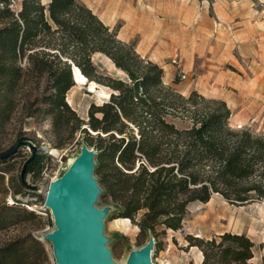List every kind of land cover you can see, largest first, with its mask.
<instances>
[{"label":"trees","instance_id":"16d2710c","mask_svg":"<svg viewBox=\"0 0 264 264\" xmlns=\"http://www.w3.org/2000/svg\"><path fill=\"white\" fill-rule=\"evenodd\" d=\"M98 53L127 79L104 74L93 60ZM74 66L111 90L102 104L90 105L88 120L67 98L76 85ZM164 77L163 66L81 0H0V131L19 111L48 115L55 148H94L103 197L116 217L138 226L140 245L154 241L157 248L161 236L183 228L194 204L215 195L234 204L264 200V135L232 127L225 100L185 95ZM16 155L0 160L1 193L11 189L6 174ZM46 158L42 149L29 155L17 178L20 188L38 194L26 179L44 173ZM15 180L10 176L9 184ZM18 193L0 204V231L37 217ZM187 239L201 249L204 264H249L255 256V242L244 233ZM0 264L50 262L44 244L28 233L0 245Z\"/></svg>","mask_w":264,"mask_h":264},{"label":"rangeland","instance_id":"374dc122","mask_svg":"<svg viewBox=\"0 0 264 264\" xmlns=\"http://www.w3.org/2000/svg\"><path fill=\"white\" fill-rule=\"evenodd\" d=\"M81 1L106 24H111L113 29L118 28L122 40L134 42L142 56L163 66L167 84L185 95L197 91L207 98L225 100L232 111V127H249L264 135V0H175L183 7L182 14L176 18L166 11L153 12L154 4L150 2L153 0H141L143 9L148 11V21L169 20L175 24L159 31L142 23L137 25V29L133 27L135 32L128 30V19L119 14H108L97 0ZM93 60L104 74L127 79L126 73L104 54H95ZM97 89L111 92L101 84ZM67 98L79 115L87 120L90 105L102 104L108 99L105 95L99 97L89 92L87 86L81 84H76ZM51 129L52 121L48 115L30 118L19 111L0 131V150L10 148L23 136L39 147L54 148ZM27 150L24 154L21 149L12 162L13 170L6 174V185L11 189L7 194L0 191V204L12 202V193L21 189L22 193L16 197L23 206L35 211L37 217L0 231V245L31 233L46 247L50 264H61L55 244L49 238L60 227L54 208L47 205V188L51 182L70 172L81 155L95 149L87 145L59 149L65 154L64 159L43 149L47 154L44 173L36 179L31 176L26 179L30 187L40 186L36 195L29 188H20L17 180L22 165L32 154L30 148ZM10 176L16 178L14 183L9 184ZM92 207L102 214L101 243L113 264H132L134 258L144 251L152 264H204L201 249L191 246L187 237L209 239L224 232L247 234L255 242V256L249 264H264V200L234 204L215 195L208 203L194 204L183 228L169 230L167 235L161 236L158 248L154 241L140 245L139 228L116 217L113 204L102 193L94 198Z\"/></svg>","mask_w":264,"mask_h":264},{"label":"water","instance_id":"95a60500","mask_svg":"<svg viewBox=\"0 0 264 264\" xmlns=\"http://www.w3.org/2000/svg\"><path fill=\"white\" fill-rule=\"evenodd\" d=\"M73 74L77 84L74 69ZM24 147L30 148L32 154L45 149L27 137H21L9 149L0 151V160L12 158ZM84 154H87L86 159H83ZM84 154L78 158L73 171L68 172L58 182L48 185L46 202L54 208L60 227L59 231L49 238L55 244L61 264H113L108 251L101 243L102 214L92 207L94 198L102 193L97 178L93 179L97 152L91 150ZM63 155L62 152L59 158ZM32 187L39 189L40 186ZM135 258L133 264H143L144 258H147L146 251L139 253Z\"/></svg>","mask_w":264,"mask_h":264},{"label":"bare ground","instance_id":"6f19581e","mask_svg":"<svg viewBox=\"0 0 264 264\" xmlns=\"http://www.w3.org/2000/svg\"><path fill=\"white\" fill-rule=\"evenodd\" d=\"M103 1L108 2V4L106 3V5L108 6V9L109 10L112 9L115 12H117L118 10H124V9L127 12L131 11L133 8V5L135 7L139 6L140 8H143V5H142L143 3H141V0L140 1L139 0H103ZM163 2H164V8H165V10L163 12L166 11L170 16L173 14V12H175L174 13L175 15L182 14L183 11H182L181 5H179L175 0H171V1L163 0ZM74 70H75V76L77 79V84L86 85L88 90H90V92L96 93L99 97L104 96V95L108 98L110 97V93H107L104 90L99 91L97 89V86H98L97 82L89 81L88 78L82 73V71L79 67L75 66ZM48 150L50 151V153L52 155H54L58 158L62 154V151H60L59 149H57L55 147L54 148H52V147L48 148ZM64 158H65V154L63 155L62 159H64ZM86 158H87V154H84L83 159H86ZM62 178H60L59 180H61ZM59 180L53 181V182H58ZM120 220L132 223L130 218H121ZM137 228H138V226H137ZM135 259L136 258H134L133 262L135 261ZM143 264H152V262L150 261L149 258H144Z\"/></svg>","mask_w":264,"mask_h":264},{"label":"crops","instance_id":"0c3cea01","mask_svg":"<svg viewBox=\"0 0 264 264\" xmlns=\"http://www.w3.org/2000/svg\"><path fill=\"white\" fill-rule=\"evenodd\" d=\"M97 2L103 9H106L108 14H110V15H118L119 14V15L124 16L125 19H128L127 23H129V25H130V27L128 26V30H131V31H134V32L136 30L133 27H135L137 29L138 28L137 25H142V23H144L147 27L149 26L150 28H152V29L155 28L156 30H159V31L161 29L169 27L170 25H174L175 24L173 21H169V20L159 21L158 19H150L148 21V16H147L148 11L143 9V8H140L139 6L135 7L133 5L132 10L128 11V12L125 9L124 10H118L117 12H115L112 9L111 10L108 9V6L106 5V3L108 4V2L103 1V0H97ZM144 2H146V1H144ZM150 2H153V4H154V6L152 7L153 8V12L156 11L157 14L158 13H163V11L165 10L163 0H153V1H150ZM182 9H183V7H182ZM174 13L175 12H173V14L171 16L176 18L177 15H175ZM186 19H189V15H186ZM107 25H109L111 27V24L107 23ZM121 32H122V30H121Z\"/></svg>","mask_w":264,"mask_h":264},{"label":"built area","instance_id":"2783aa9c","mask_svg":"<svg viewBox=\"0 0 264 264\" xmlns=\"http://www.w3.org/2000/svg\"><path fill=\"white\" fill-rule=\"evenodd\" d=\"M176 59H178V56H177V58H176ZM176 59H175V61H177ZM44 147H45V149H44V150H48V149H47V146H45V145H44Z\"/></svg>","mask_w":264,"mask_h":264}]
</instances>
